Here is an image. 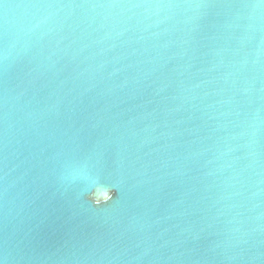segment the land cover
<instances>
[{
    "label": "water",
    "instance_id": "obj_1",
    "mask_svg": "<svg viewBox=\"0 0 264 264\" xmlns=\"http://www.w3.org/2000/svg\"><path fill=\"white\" fill-rule=\"evenodd\" d=\"M0 264H264V0H0Z\"/></svg>",
    "mask_w": 264,
    "mask_h": 264
},
{
    "label": "clouds",
    "instance_id": "obj_2",
    "mask_svg": "<svg viewBox=\"0 0 264 264\" xmlns=\"http://www.w3.org/2000/svg\"><path fill=\"white\" fill-rule=\"evenodd\" d=\"M103 191L105 192V195H104L103 198H101V199H103V200H107V199H109V196H110L109 191H108L107 189H103ZM92 198H93V201H94L95 203H100V202H101L100 199H97V198H96L95 193H93Z\"/></svg>",
    "mask_w": 264,
    "mask_h": 264
}]
</instances>
